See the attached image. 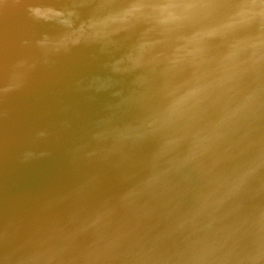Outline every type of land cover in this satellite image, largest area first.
Here are the masks:
<instances>
[{
	"label": "water",
	"instance_id": "1",
	"mask_svg": "<svg viewBox=\"0 0 264 264\" xmlns=\"http://www.w3.org/2000/svg\"><path fill=\"white\" fill-rule=\"evenodd\" d=\"M160 94L195 109L178 128L242 151L200 167L190 144L171 170ZM240 180L245 218L219 201ZM219 207V239H183ZM187 245L189 264H264V0H0V264H170Z\"/></svg>",
	"mask_w": 264,
	"mask_h": 264
},
{
	"label": "bare ground",
	"instance_id": "2",
	"mask_svg": "<svg viewBox=\"0 0 264 264\" xmlns=\"http://www.w3.org/2000/svg\"><path fill=\"white\" fill-rule=\"evenodd\" d=\"M186 122L190 123V121H186ZM142 125H143V122H140V119H137L135 122L124 123L122 125V127H123L125 133L126 132L131 133V137H132L137 133L138 128L141 127ZM184 125L188 128V131L185 132L184 128H178V126H174L175 133H176V131H178L179 137H175V136L170 137L168 140V143L173 148L180 146L181 144H183L185 142H187L188 144L195 145V151L192 154H190L191 155L190 159L191 160H195V159L200 160L201 162L198 164V166H200V167L206 166L208 163H210L214 159L225 156L226 154H234V153H238V152L242 151L241 146H239L238 143L235 141L236 139H235L234 135L228 136L227 134H221L219 136H214L209 140H204V139H201V137H196V136H198L197 134H196V136H192L190 134V131H193L195 126H190V125H186V124H184ZM194 125H196V124H194ZM184 136L187 138H183ZM148 141H151V139H149ZM201 143L203 144V147H204L203 149L202 148L201 149L207 153V156H209L206 159H204V158L207 156L203 157L202 153L200 151H197L198 149H200ZM221 151H223V153H221ZM190 155H187V156L189 157ZM181 157L182 156H179V154H177V152H176L175 156L171 157L170 160L173 161V163L171 164V170L174 168L175 164L179 162V159ZM220 160L221 161L219 162V166H223L222 158H220ZM159 161H160V164H162V166H163L168 160L165 159L164 156H162V157H159ZM248 164L253 166V165H256L257 162H255L254 160H250V162ZM162 166L160 167V170H161ZM179 168L180 167L176 168L173 172L176 173L179 170ZM258 168L255 169L254 171L248 173L247 175L250 176V178H258ZM163 169H164V171H167V168L165 166H163ZM124 172H125V170L121 171L120 173L123 174ZM126 173H127V175L130 173H137V174L142 175V176H147L143 167L140 169L134 167L132 171L127 170ZM122 176H125V175H122ZM127 177L135 178L133 176H127ZM237 182H239V181H236L235 185H233L231 187L232 189H235L232 193H224L223 192V193L219 194V201L224 202V196L228 200V202L236 201L235 204L231 205L230 209L235 210L236 213H240L245 218L247 215V211L251 208H255V205L253 206L250 203V201L255 199L258 195L252 193L250 187L245 182V180H240V183H237ZM124 187H126V186H124ZM143 187H145V186H143ZM138 190L139 189H136L135 192ZM114 209H115V211H113V213H111L109 215L111 217V219H114V217L116 216V212L119 213V212L124 210V208H122V210L120 208H114ZM218 209H220V212L217 211V213L215 214V217H217L216 219H214L211 222L209 216H211L212 213L211 212L206 213L205 216H207V217L201 221H198L196 223L194 229L192 230V232L187 237H184L183 239H193L194 245L199 244V245H205V246L209 245V244L215 242L217 239H219L220 236L217 235V232L214 228L216 226V225H214V223H216L217 221L222 219V216H221L222 208L219 207ZM182 219L183 218H179L177 216L174 217V220H172L173 221L172 232L173 231L175 233H177V232L188 233L189 232L190 226H182L179 224V222ZM178 224H179V226H178ZM175 225H177V228L174 227ZM187 246L190 247L189 245H187ZM167 247L170 248V246H167ZM194 250H199V248L193 247V248H191L190 251H188V249H185L183 254H179L177 256H176L177 250H175L172 254L169 255V257L172 259L170 264H189V263H191L193 261V258L189 257L188 254ZM213 253H214V250L210 253H207L206 255L208 256L209 254H213ZM203 260H205V258ZM195 263L199 264L200 262L196 261Z\"/></svg>",
	"mask_w": 264,
	"mask_h": 264
},
{
	"label": "clouds",
	"instance_id": "3",
	"mask_svg": "<svg viewBox=\"0 0 264 264\" xmlns=\"http://www.w3.org/2000/svg\"><path fill=\"white\" fill-rule=\"evenodd\" d=\"M151 6L147 5L145 11H150ZM172 30L173 35H185L195 31V24L191 15L185 14L180 19L167 26ZM157 119L168 126H179L188 119L195 111L191 106H184L181 110L170 112V105L173 98L160 94L153 98ZM190 144L187 142L177 147V154L188 151Z\"/></svg>",
	"mask_w": 264,
	"mask_h": 264
}]
</instances>
